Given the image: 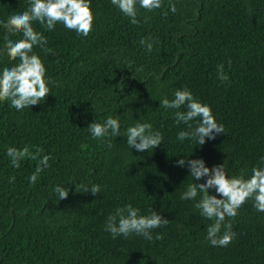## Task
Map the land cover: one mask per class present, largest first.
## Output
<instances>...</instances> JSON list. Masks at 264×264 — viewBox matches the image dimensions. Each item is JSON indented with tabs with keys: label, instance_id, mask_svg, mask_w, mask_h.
Segmentation results:
<instances>
[{
	"label": "trees",
	"instance_id": "1",
	"mask_svg": "<svg viewBox=\"0 0 264 264\" xmlns=\"http://www.w3.org/2000/svg\"><path fill=\"white\" fill-rule=\"evenodd\" d=\"M28 7V0H0V21ZM91 8L95 27L87 37L62 24L53 31L33 24L51 49H33L50 79L42 104L17 111L0 102V264H264V212L249 200L228 221L233 242L212 246V221L195 208L199 196L181 199L195 181L177 166L181 158L203 159L245 178L264 167V0H164L155 11L138 9V24L111 0H91ZM6 35L0 25V71L18 63L4 50ZM148 37L151 53L140 43ZM221 64L229 82L218 78ZM185 88L210 106L226 134L204 145L177 139L187 126L160 101ZM109 116L119 118L120 135L93 139L87 127ZM138 120L160 131L163 144L130 149L126 130ZM25 146L52 157L35 184L29 177L38 161L25 158L17 169L7 155ZM57 185L70 189L67 199H58ZM92 185L100 186L98 196L84 192ZM128 204L170 221L153 230L162 240L113 239L105 231L107 218Z\"/></svg>",
	"mask_w": 264,
	"mask_h": 264
},
{
	"label": "clouds",
	"instance_id": "2",
	"mask_svg": "<svg viewBox=\"0 0 264 264\" xmlns=\"http://www.w3.org/2000/svg\"><path fill=\"white\" fill-rule=\"evenodd\" d=\"M29 7L23 13L11 15L8 20L0 21L8 35L5 36L4 50L11 61H18L12 67H5L0 71V102H8L11 108L22 111L42 104L51 93L50 79L47 69L41 58L33 52L35 46H39L47 52V38L37 32L33 24H39L47 31H53L57 24H62L66 29L75 31L77 35L87 37L95 27V14L91 8V0H28ZM113 6L119 9L132 24H138V9L155 11L160 9L164 0H111ZM171 11H177L175 4H170ZM22 34L20 40H12L9 36ZM151 37L142 39L141 45L145 46L149 53L153 50ZM231 67V61L228 62ZM142 70V69H139ZM218 78L222 82H229L230 77L224 71V65L218 66ZM55 84V81H51ZM160 108L174 109L175 121L187 126L188 130L180 131L177 139L180 141L191 140L199 145H204L207 140H215L218 135L226 134L222 123L215 119L210 106L198 101L193 93L185 88L177 90L174 98H164L160 101ZM185 109L180 111V109ZM195 122V124H193ZM121 124L119 118L109 116L103 123L94 122L87 127V131L93 139L105 137H118ZM127 145L138 152H150L163 144V135L160 131H154L151 123L137 121L134 126L126 130ZM44 149L34 146V150L28 146L18 149L9 147L7 155L11 165L19 169L21 161L25 158L37 160L35 172L29 177V182L35 184L40 174L51 165L50 155H43ZM264 164V158L261 159ZM178 167H188L190 177L195 181L188 185L181 195L182 200H199L195 208L201 216L212 221L207 228L206 239L214 247H227L236 238L232 231V225L228 222L238 215L239 209L249 200L254 202V208L258 212H264V167H254L250 177L245 178L242 173L239 176H229L225 163L209 168L203 159L181 158ZM206 178V182L198 183ZM10 182H15L12 177ZM214 189L216 195H210L209 190ZM84 192H91L98 196L101 192L99 185L84 188ZM70 189L57 185L53 192L59 200H65L69 196ZM76 191L79 190L76 188ZM222 198H217V197ZM149 215H141L140 209L131 204L117 208L115 213L107 218L105 231L112 234V238L119 236L128 238L135 234L148 241L162 240L163 235L153 236V230L166 227L170 221L160 213L149 209Z\"/></svg>",
	"mask_w": 264,
	"mask_h": 264
}]
</instances>
